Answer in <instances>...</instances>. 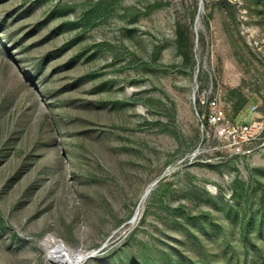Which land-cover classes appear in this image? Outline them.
Listing matches in <instances>:
<instances>
[{"label":"rangeland","instance_id":"rangeland-1","mask_svg":"<svg viewBox=\"0 0 264 264\" xmlns=\"http://www.w3.org/2000/svg\"><path fill=\"white\" fill-rule=\"evenodd\" d=\"M261 222L264 0H0V264H264Z\"/></svg>","mask_w":264,"mask_h":264},{"label":"trees","instance_id":"trees-1","mask_svg":"<svg viewBox=\"0 0 264 264\" xmlns=\"http://www.w3.org/2000/svg\"><path fill=\"white\" fill-rule=\"evenodd\" d=\"M183 43H184V40H183V32H182V29L181 28H179L178 29V31H177V47H178V50H180V51H183L184 52V49H183V47H185V45H183ZM184 56L185 57H188V53H186V52H184ZM229 94L232 96V100H233V110H234V113L235 114H238L245 106H246V104L248 103V98L246 97V95L242 92V90L241 89H239V88H236V89H232V90H230V92H229ZM197 103L199 104V106L201 107V113H200V115L202 114H204V123H205V125L207 126L208 124H209V115H208V113H204V110H206L207 111V109H208V105H205V106H201V101L198 99L197 100ZM248 224V223H247ZM262 226H264L263 225V222H261V227ZM144 260H143V262L142 263H140V264H149V260L147 259V257L146 256H144ZM169 261H170V264L172 263V264H178V263H182V264H192L191 262L189 263V262H184V260H182V261H178L177 259H173V257H171L170 256V259H169ZM176 262V263H175ZM209 264H211V263H209Z\"/></svg>","mask_w":264,"mask_h":264},{"label":"bare ground","instance_id":"bare-ground-1","mask_svg":"<svg viewBox=\"0 0 264 264\" xmlns=\"http://www.w3.org/2000/svg\"><path fill=\"white\" fill-rule=\"evenodd\" d=\"M48 248L51 252L49 257L55 264H80L85 257L82 253L71 256L66 245L62 241H57L54 238H50Z\"/></svg>","mask_w":264,"mask_h":264},{"label":"built area","instance_id":"built-area-1","mask_svg":"<svg viewBox=\"0 0 264 264\" xmlns=\"http://www.w3.org/2000/svg\"><path fill=\"white\" fill-rule=\"evenodd\" d=\"M203 104H205V101H201ZM213 107L217 106V103L215 100L210 102ZM223 112L222 111H215L212 115H209L210 120L213 119V121H218L221 119ZM247 128V127H246Z\"/></svg>","mask_w":264,"mask_h":264},{"label":"water","instance_id":"water-1","mask_svg":"<svg viewBox=\"0 0 264 264\" xmlns=\"http://www.w3.org/2000/svg\"><path fill=\"white\" fill-rule=\"evenodd\" d=\"M95 254H96V253H91L90 255H87V256H86V259L94 257Z\"/></svg>","mask_w":264,"mask_h":264}]
</instances>
